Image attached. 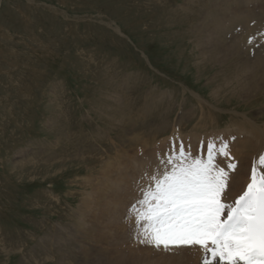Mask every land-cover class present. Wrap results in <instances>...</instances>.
<instances>
[{
  "label": "rangeland",
  "instance_id": "1",
  "mask_svg": "<svg viewBox=\"0 0 264 264\" xmlns=\"http://www.w3.org/2000/svg\"><path fill=\"white\" fill-rule=\"evenodd\" d=\"M188 2L0 0V264H174L185 255L193 257L191 264H203L199 246L174 253L146 246L134 236V217L114 221L109 210L130 192L119 179L123 167L153 148L168 156L182 142L193 156H206L209 142L226 141L231 157L240 152L236 170L249 163L244 182L264 154L260 143L249 160L241 156L248 149L240 140L250 134L228 128L236 111L264 126V106L258 111L264 96L246 103L232 95L218 103L210 96L221 67L198 70L187 26L193 20L182 9ZM194 2L186 8L194 16L201 7L205 11L206 0ZM243 2L247 30L255 21L247 7L264 8V2ZM162 92L172 100L159 101ZM167 104L171 125L164 127ZM156 106L160 113L151 118ZM184 112L188 122L179 126ZM226 159L216 163L227 169Z\"/></svg>",
  "mask_w": 264,
  "mask_h": 264
},
{
  "label": "snow or ice",
  "instance_id": "2",
  "mask_svg": "<svg viewBox=\"0 0 264 264\" xmlns=\"http://www.w3.org/2000/svg\"><path fill=\"white\" fill-rule=\"evenodd\" d=\"M220 156L230 157L226 141L209 142L206 156L173 144L164 170L151 176L129 209L141 244L169 253L199 246L203 264H264V154L254 159L250 181L234 202L226 201V192L238 162L231 157L226 169L216 163Z\"/></svg>",
  "mask_w": 264,
  "mask_h": 264
},
{
  "label": "bare ground",
  "instance_id": "3",
  "mask_svg": "<svg viewBox=\"0 0 264 264\" xmlns=\"http://www.w3.org/2000/svg\"><path fill=\"white\" fill-rule=\"evenodd\" d=\"M207 1L208 0H206V2ZM210 1H212V0H209L207 3L205 2V4H204V5H206L205 11L201 7L200 14L196 15V16H194L196 13L194 12V10L192 8H193V4H197V2H194V0H189V2L186 3V6H182V9L186 11L185 14H187L189 16L188 18L191 17L193 20V23L190 21L189 25L187 24V26L190 27L189 28L190 30L188 33L190 34L191 39L193 40V41H191V43L193 44L192 50H194V52H195L194 59H195V64L198 67V70H200V68L202 66L205 68L210 66V65L211 66L217 65V66L221 67L220 70H218V72L215 73L214 78L218 77L219 82H218V84L215 85L216 86L215 90H213L214 92H212V94L210 93V96L212 95L213 98L218 103L220 102L219 98H222L224 96L229 97V95L234 96V98L238 97L239 99H242L245 103L246 102H253V101L259 99L257 96H260V98H262V96H264V8H262L263 6H259L258 4H256V5H251L250 7H247L249 10L248 12L250 13V16L253 17L255 21H254V24H250L251 27L246 30L245 28L242 27V26H244L243 24H244V21L246 19V14L244 16H241V14H243L241 2H243V1L244 2H247V1L251 2L252 0H243V1L242 0H238V1L235 0L236 2L231 1V0H224L226 2L225 3L223 2V4L221 3V0H214V4H210ZM258 1L264 2V0H258ZM262 5H264V3ZM188 6H191L192 8L189 7V10L186 9ZM195 9H199V7L195 6ZM244 13H245V11H244ZM250 40L252 41L251 43L249 42ZM256 46L259 49H256L257 48ZM252 52L254 53V55H252ZM216 81H218V80H216ZM167 94H168L167 92L160 93L161 98L159 99V101L162 98L164 100L165 99L166 100L167 99L172 100L171 99L172 95L167 97L168 96ZM205 102L207 104L211 103L210 101H207V100ZM228 102H230V100ZM119 104H121V103H119ZM168 104L165 108L166 117L161 118V116L159 114H157V116L159 118L163 119L162 120L163 122H161V123H163L165 125L164 127L171 125V123H169L168 120L170 119V122H171L172 111H171V108H169ZM202 105H204V104H202ZM212 105L215 106L216 104H212ZM259 106H258L259 107L258 111L261 113V109L264 106V104L262 103ZM123 109H125V108H123ZM158 109H159V106H156L154 108V111L150 113L151 118H154V114L160 113V110H158ZM146 111H149V110L147 109ZM204 111H205V109H204ZM189 113H191V112H189ZM100 114H102V112ZM145 114H147V113H145ZM188 115H191V114H188ZM103 117H105V116H103ZM204 117H206V116H204ZM186 118H187L186 113L185 112H184V114L181 113L177 124H179V126L183 125V122H184V120L186 121ZM232 119H234V121H232V122H234L232 124L233 126L231 125L232 127L231 126L228 127V128H231V129H229V131H231V134H233V133L234 134L238 133L241 135L250 134V136L247 135L248 136L247 141L240 140V141H242V143L239 144L241 146V148H247L248 149L247 155L242 154L241 156H246L247 160H249L248 155H250V152L254 153L256 150H258L260 143L262 145L264 144V126L262 125V123H258V124L256 123V121L259 118H253L247 114L241 115L240 111H236V113H234V115L232 116ZM187 122L188 121H186L185 124ZM127 123H129V122L127 121ZM136 126L137 125H135L133 127L134 130H137ZM157 128H158V131H160V132L164 131L163 126L157 125ZM138 130H140V129H138ZM226 131H223V132H226ZM138 132H140V131H138ZM123 133L124 132H122V134ZM146 137L148 138V136H146ZM150 137H149V140H150ZM192 137L195 140L199 139V135H192ZM153 139H151V140H153ZM239 139H243V138L240 137ZM146 141H147V139H146ZM150 142H152V141H150ZM145 145L148 146L149 144L146 143ZM151 147H153V145H151ZM186 150H188V147L186 148ZM153 151L154 152H151L149 155L142 153L144 155H141V158L135 157L132 161L133 164L131 163L132 167H130V166H128V168H126L125 166L123 167V171L124 170L125 171H124V173H121V175H119V179H120V182H124L127 184V186L130 188V189L128 188L127 190H129L130 192L126 196L127 199H126V197L123 196L124 198L121 199L119 205L113 204V207L111 209H109V207H108L109 210H113L115 212V214L117 215L116 217H113V220L116 218H119L122 220L124 218V216H128L129 213H127L126 211H128L130 209L131 205L136 201L135 199H137V196H138V198H143L142 197L143 196V190L146 189V187H144V186L147 183H148L147 185L151 184V180H150L151 176L153 174H155L158 169L163 171L164 168L166 167L165 164L162 165V160H164L167 157L166 152H165L166 150L163 151L162 149L153 148ZM232 153H234V152L233 151L230 152V157L228 159H230L231 156H233ZM239 154H240V152H238L234 156V158L236 159V158L240 157ZM228 159H226V160H228ZM229 162H233V161L229 160ZM244 163H248V161H246ZM242 167H243V169L236 170L230 176L229 187H228V190L226 192V201L227 202H230L231 200L234 199V196L240 192L239 191L240 188L242 189L240 194H242L243 191L246 189L247 184L250 181L251 172H249V180L246 179L244 182V178L242 177V175L243 174L245 175L248 172V170L250 169L249 163L242 166ZM140 175L143 176V178H141L142 186L140 184L141 189L137 186V185H139L137 182L140 179L139 178ZM247 178H248V176H247ZM108 180L109 179H107V180L104 179V181H106V182ZM110 181H114V179H112ZM115 181H114V184H115ZM107 183H109V182H107ZM116 185L118 186L119 182L116 183ZM110 189H112V188L110 187ZM127 190H126V192H128ZM122 201H124L123 205H122V203H123ZM110 206H111V204H110ZM118 228L121 231L123 230L122 226H120ZM125 229H126V227L124 228V233L126 231ZM127 236H129V235H127ZM117 237L119 238V236H117ZM123 237L124 236L121 237V241H123V239H122ZM127 238H129V237H127ZM111 240H113V239L111 238ZM116 242L117 241H115V243ZM86 252H87V250H84L85 255H86ZM63 253L66 254L67 251H63ZM69 254H73L72 256H77V254L75 252L74 253L69 252ZM181 255H183V254L182 253L179 254V256H181ZM182 257L181 258L179 257L180 259H177V261H175L174 264H191L190 262L194 260L192 256L189 258L185 255V257H183V258H187V260L183 259ZM142 260H143V258H142ZM128 263L132 264L133 262L127 261V262H124L123 264H128ZM196 264H198V262Z\"/></svg>",
  "mask_w": 264,
  "mask_h": 264
}]
</instances>
